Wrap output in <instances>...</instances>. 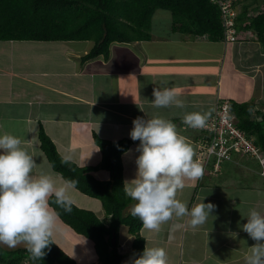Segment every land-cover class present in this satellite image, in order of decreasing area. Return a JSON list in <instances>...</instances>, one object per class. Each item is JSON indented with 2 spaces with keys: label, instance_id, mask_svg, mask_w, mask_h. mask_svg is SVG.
Returning a JSON list of instances; mask_svg holds the SVG:
<instances>
[{
  "label": "crops",
  "instance_id": "crops-1",
  "mask_svg": "<svg viewBox=\"0 0 264 264\" xmlns=\"http://www.w3.org/2000/svg\"><path fill=\"white\" fill-rule=\"evenodd\" d=\"M241 4L243 11L251 15L257 12L258 5H264V0H242ZM159 12L153 17L149 40L112 43L108 57L82 62V57L94 46L90 41H26L35 42L43 50L41 58L32 56L28 60L29 67L17 69L0 59V135L11 133L23 141L22 147L37 163L34 174L50 172L58 183L64 181L53 168L49 169V160L39 141L41 127L64 158L84 168L97 167L102 161L94 135L112 142L131 140V148L122 156L125 182L134 179L137 171L135 160L139 155L136 151L139 141H133L129 135L132 121L137 117L146 120L158 115L171 120L179 134L194 146L195 158L196 141L201 132L183 123L186 112L215 110L220 98L236 104L250 103L254 106L251 119H262L264 43L255 34L240 42L225 43L175 33L172 16L170 34H166V29L157 30L154 22L160 17L157 16ZM53 43H62L64 48L49 49ZM75 43H82V46L77 49L67 46ZM11 50L3 51L13 63ZM165 87L175 89L186 107L154 108L153 89ZM212 169V166L205 169L202 179L188 182L177 193V199L186 202L189 209L204 197V203L216 205L204 225L193 228L188 223L189 218L173 217L161 226L159 233L141 230L147 247L166 250L168 264H244L245 253L255 243L242 230V225L247 223L250 209L264 214V178L259 175V164L254 159L236 155L233 161L222 164L218 174H212ZM92 175L100 181L111 179L109 172L102 169ZM74 191V205L77 200L85 202L86 195ZM85 204L86 208L76 206L93 213L92 208H97L98 218L106 214L97 199L89 197ZM59 221L61 224H55L54 234L64 240L61 244H72L71 240L73 244H94ZM124 227L119 232L118 249L122 255L124 241L131 244L130 253L133 242L132 236L127 239L121 236ZM71 231L78 235L76 241ZM82 248L89 259L88 249ZM65 253L68 255L67 251ZM86 264L102 263L97 255Z\"/></svg>",
  "mask_w": 264,
  "mask_h": 264
},
{
  "label": "trees",
  "instance_id": "trees-1",
  "mask_svg": "<svg viewBox=\"0 0 264 264\" xmlns=\"http://www.w3.org/2000/svg\"><path fill=\"white\" fill-rule=\"evenodd\" d=\"M242 1V0H241ZM240 1V2H241ZM264 5L248 15L240 14L238 29L255 33L264 43ZM158 11H167L172 16L175 33L208 37L214 42L224 39L221 12L211 0H0V42H93L91 51L82 62L110 54L112 43H133L151 38L153 17ZM231 111L236 115L237 126L264 152V116L260 121L251 119L254 106L250 103H232ZM39 141L54 171L64 180H76V189L82 194L101 201L110 223L102 221L92 211L73 205L66 213L55 204L49 206L59 219L76 234L95 243L102 264H123L124 256L119 252V232L128 228L133 237L132 255L138 258L146 247L141 234L142 222L125 214L133 200L124 192V166L122 156L131 148V140L112 142L94 135V141L102 153L97 167H80L64 158L54 142L40 128ZM106 170L110 181H100L92 173ZM115 240V244H113ZM42 260L32 261L25 247L7 250L0 245V264H76L59 246L50 244Z\"/></svg>",
  "mask_w": 264,
  "mask_h": 264
},
{
  "label": "clouds",
  "instance_id": "clouds-1",
  "mask_svg": "<svg viewBox=\"0 0 264 264\" xmlns=\"http://www.w3.org/2000/svg\"><path fill=\"white\" fill-rule=\"evenodd\" d=\"M154 108H185V102L172 88H154ZM142 110V109H141ZM143 111V110H142ZM214 109L207 112L185 113L183 123L193 129L207 127ZM129 135L139 141L134 179L124 182V192L135 203L130 214L142 222V231L159 233L161 226L173 217H187L193 228L204 225L216 209L213 203H204L205 197L190 209L177 199L188 182L203 178L204 166L196 159L194 146L180 135L177 126L162 116L132 121ZM23 141L11 134L0 135V245L16 248L23 245L32 261L42 260L45 249L55 243L57 213L49 200L72 212L75 203L72 193L76 180L58 183L48 172L34 174L37 163L22 147ZM66 158L63 162H67ZM53 165L49 164V169ZM242 230L255 241L243 259L244 264H264V214L256 209L247 213ZM28 261V260H27ZM29 263V261H28ZM133 264H168L167 252L162 247H145Z\"/></svg>",
  "mask_w": 264,
  "mask_h": 264
},
{
  "label": "built area",
  "instance_id": "built-area-1",
  "mask_svg": "<svg viewBox=\"0 0 264 264\" xmlns=\"http://www.w3.org/2000/svg\"><path fill=\"white\" fill-rule=\"evenodd\" d=\"M240 1L211 0L221 12L225 43L240 42L255 34L251 30L237 28L240 14L244 12ZM231 106L230 100L219 98L207 127L197 129L201 132V137L197 141L196 159L203 164L204 170L212 166L211 171L215 175L220 172L223 163L233 161L236 155L251 158L259 164V175L264 178V152L237 126ZM22 264L29 263L25 260Z\"/></svg>",
  "mask_w": 264,
  "mask_h": 264
},
{
  "label": "rangeland",
  "instance_id": "rangeland-1",
  "mask_svg": "<svg viewBox=\"0 0 264 264\" xmlns=\"http://www.w3.org/2000/svg\"><path fill=\"white\" fill-rule=\"evenodd\" d=\"M157 16L163 17H157L155 22L156 28L157 30H163L164 28L166 29V34H170V24H169V19L171 18V15L169 12L167 11H160ZM68 47H73V48H80L82 46V43H75L73 44H69L67 45ZM63 45L62 43H53L51 45H49V49H63ZM13 52V56L11 58H14V62L12 63L10 60V57L7 55L6 51L3 50H10ZM43 50H41V47L39 45H37L35 42H0V59L4 62V63H8L10 65H14L15 68L17 69H21L23 68V66L25 67H29L28 65H31L29 63V59L32 58V56H36L37 58H41V54ZM55 61L54 59H49ZM11 62V63H10ZM24 62L21 66L19 65L20 63ZM33 66V64H32ZM34 67V66H33ZM198 141V140H197ZM196 141V143H197ZM77 190V189H75ZM75 191H73L74 193ZM79 194V193H78ZM80 196H82L81 194H79ZM87 198H89L88 196H86V200ZM84 199V197H83ZM85 200V202H86ZM84 200H77L76 204L78 207H84L86 208V204H85ZM51 208V207H50ZM93 211L100 216V213L96 210L97 208H92ZM102 221L106 222V223H110V219H107V215L103 214L100 218ZM61 224L59 221V217L57 216L56 222L55 224ZM70 233L74 234V240L76 241L77 238L76 235L73 231H71ZM121 236L124 238H130V234L128 232V228L124 227L121 231ZM81 238V237H80ZM85 239L83 240H90L86 237H84ZM55 239H57V241H55ZM53 240L56 243V245H58L64 252L67 251L68 255L76 262V264H86V262L91 258L94 259L97 257V253H94V249H95V243L94 244H79L78 242H75V244H73V241L71 240L72 244H61V243H65L64 240H61L60 237L57 238V236H53ZM82 240V238H81ZM88 242V241H85ZM127 243V244H126ZM125 245V249H121L123 251V256L125 257V264H133V261L135 260V257L132 255V253H130L128 250L131 247V244L128 243L127 241H124L123 243ZM4 249L7 250H16L19 248L24 247L23 245H20L16 248H8L4 245H1ZM88 249L89 252V259L86 258V256L84 255V251L83 248ZM82 248V249H81ZM96 251V249H95ZM128 251V252H127ZM131 260V261H130Z\"/></svg>",
  "mask_w": 264,
  "mask_h": 264
},
{
  "label": "water",
  "instance_id": "water-1",
  "mask_svg": "<svg viewBox=\"0 0 264 264\" xmlns=\"http://www.w3.org/2000/svg\"><path fill=\"white\" fill-rule=\"evenodd\" d=\"M113 244H115V240H113Z\"/></svg>",
  "mask_w": 264,
  "mask_h": 264
}]
</instances>
